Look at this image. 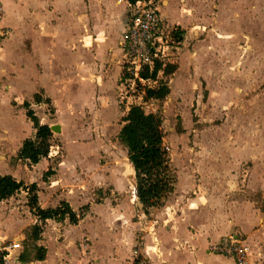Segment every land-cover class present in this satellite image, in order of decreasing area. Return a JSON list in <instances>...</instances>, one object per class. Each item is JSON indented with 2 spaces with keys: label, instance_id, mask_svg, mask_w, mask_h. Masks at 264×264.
<instances>
[{
  "label": "rangeland",
  "instance_id": "obj_1",
  "mask_svg": "<svg viewBox=\"0 0 264 264\" xmlns=\"http://www.w3.org/2000/svg\"><path fill=\"white\" fill-rule=\"evenodd\" d=\"M1 1L6 10L1 24L7 26L9 33L5 38H0V163L12 169L3 166L0 173L13 172L12 175L25 184L31 181H35L37 185L43 184L42 173L53 167L65 153L68 157L80 154L82 159H76V163L72 165V169L76 171L75 180H71V172L66 170L61 181L64 185L61 188L70 189L72 194L75 184L67 185V181L75 183L77 180L76 186L79 185L83 189L89 177L102 178L116 170L121 176L125 171L130 173L131 167L125 150L118 141L117 133L122 123L121 117L131 105L138 104L144 110L160 116L167 152L170 159L172 157L171 168L180 164L177 156L181 154L182 157L190 153L202 157L205 155L200 153L207 152L224 155L225 158L221 157L219 162L237 173L235 179L239 185L236 191L240 194L242 192L243 200L252 201L261 213L264 212V0H164V2L160 0L163 4L159 5V9L166 12L168 30L171 32L172 28L183 32L181 40L171 35L168 38L170 50L166 51L164 61L177 64L178 67V61L183 59L187 62L183 66V75L185 74L191 89L187 100L175 97L174 103L170 101L171 103L167 105L164 101L171 94L170 73L159 71L155 78L142 85L141 81L124 67V52L119 46V40L122 39L121 27L124 24L121 19L128 15L126 3L125 11L116 12L117 0H102L103 3L92 6L88 4V0H84L85 7L73 14L71 6L77 8L78 3L76 0H70L72 4L66 6L63 4L61 8L66 12L64 13L66 19L74 18V21L67 22L49 12L51 6L46 0ZM108 5L109 7H106ZM121 6H124L123 2L120 3ZM95 12L99 15L95 16ZM99 18L104 20L101 21ZM76 24L81 26L86 36L83 47L80 43L77 45L74 43V47L83 50L80 56L92 60L94 54L98 52L95 45L96 34H100L98 36L100 40L101 34H104L109 46L103 49V54L110 55L114 63L116 61V68L112 67L113 72L118 70L114 73L116 75L112 76L109 73L107 77V64L106 68H103L105 73L97 70L91 72L89 64L85 71L82 66V70L79 71L70 70L68 66L58 73L54 70L55 76L45 71L46 65L48 70L53 69L55 56L52 48L49 50V56L45 53L48 47L46 43H51V39L56 38L57 29L60 27L69 28L71 31ZM99 24L104 26V31H97ZM107 29L113 30L114 38L109 37V33L106 35ZM94 30L98 33L95 34ZM74 31L77 32L78 29ZM87 38L92 43L87 44ZM197 39L199 41L222 39L230 44L231 51L236 48L231 45V41L236 40L234 46L236 44L237 51L234 54L237 63L229 66L230 75L232 73L233 75L225 88L212 83L211 89L207 91L213 74L207 65V58L204 62L199 61L193 65L189 61L192 57L183 54L192 52L191 46ZM175 40L178 41L177 44ZM185 41L190 43L191 48ZM177 45L183 47V50L175 49ZM66 48L57 40L56 54L59 60L55 63L57 66L63 63L70 65L72 60H79L76 52ZM69 54H72L70 59ZM211 55L213 56V53ZM188 64L192 66V70ZM64 69H69L68 73H64ZM124 70L128 74L126 77L123 76ZM100 76L105 77L97 83ZM159 87L168 88L170 92L159 95L157 94ZM81 89L86 93L78 94L77 98L81 101L76 105V109H73L68 102L76 104L74 95ZM99 89L107 92L104 101L100 100L102 96L101 98L98 96L102 92H98V95L94 93V90ZM35 93L42 99L47 95L52 99L55 97L57 104L55 101H51V104L44 101L35 103L33 98ZM177 100L182 103L175 104ZM25 101L30 104L29 107L34 110L41 122L49 125L58 124L57 130L52 132L50 141L52 145L50 158L53 159V164L44 165V161L37 167L36 164H29L26 160L16 157L17 146L22 144L25 138L33 137L35 132L31 120L25 114L27 109ZM203 101L207 105L202 103ZM256 149L259 151L254 156L253 151ZM235 153L240 156L232 158ZM192 162H195V159ZM233 162L236 165H233ZM81 176L83 179H80ZM130 184L131 182L128 184L130 191H127L129 206L126 210L129 216L125 226H129L134 217L140 218L143 212L133 199L134 194L131 193L133 186ZM99 185V183L93 185L97 193L95 198L98 199L110 193L109 182L100 188ZM179 188L183 189V185H179ZM111 203L114 205L116 200L113 199ZM73 204L76 206V202ZM110 207V203L104 207L105 216L102 217L104 224L108 218L114 219L109 211ZM87 210L88 208L82 210L78 208L76 212L81 214ZM98 210L97 207L95 211ZM34 223L40 224L41 227L38 243L47 245L45 240L48 238L46 235L49 232V225L30 212L24 190H18L6 199L0 200L1 227L23 238L25 250L30 253L33 260L34 251L26 246L33 241L29 233ZM75 231L78 233V229ZM51 232H54L51 235L54 236L55 246H58L61 237L56 229L51 228ZM241 232L246 234L244 231ZM78 243L77 241L76 244L80 247ZM50 254L56 256L57 252L50 251ZM49 256L46 249V257ZM88 258V261L85 260L82 264L94 263L91 256Z\"/></svg>",
  "mask_w": 264,
  "mask_h": 264
},
{
  "label": "crops",
  "instance_id": "obj_2",
  "mask_svg": "<svg viewBox=\"0 0 264 264\" xmlns=\"http://www.w3.org/2000/svg\"><path fill=\"white\" fill-rule=\"evenodd\" d=\"M46 1L51 6L49 12L53 16H59L61 19L63 18V21L66 20L67 22L74 21V18L66 19L64 14L66 12L61 10L63 4L66 6L69 3L72 4V1ZM81 1H75L78 3L77 8H72L71 6V13L74 14L76 11H81L82 8L85 7L84 0ZM101 1L102 0H88V4L91 6L97 5L103 3V1ZM0 2L2 3L4 10L3 17L0 20L1 24L6 15V10L3 2L1 0ZM121 2L124 4L123 7H120ZM125 3L127 5L126 0H117L115 11H125ZM104 4L106 5L107 2L105 1ZM161 4H163L162 1ZM106 7H109V5ZM77 14L78 13H76V15ZM96 15L99 14L95 12V16ZM99 20H101V18H99ZM102 20H104V18ZM121 20L124 23L121 30H124L127 22L126 16ZM1 25L6 29V35H8L9 30L7 26L3 24ZM69 25L70 24H68V26ZM76 29L81 32L77 34L78 31H74ZM57 31L58 35L56 38L51 39V43H46V47H48L45 49V53L49 56L48 53L50 48L54 49L55 53L53 58V69L50 68L48 70V66L46 65L45 71L47 73L55 76L54 70L58 73L59 70L67 68L66 66L74 71L82 70V66L83 71H85L88 67L87 64H89L91 72L97 70V72L105 73L107 71V77H109L110 74L112 76L116 75L114 73H117L118 70L113 72L112 68H116V61L114 63L110 55L104 56L103 54V49L109 46V41H106L108 40L107 38L104 39V34H101L102 36L100 40L98 37L100 34H96L98 32L94 30L96 34L95 45L98 52L94 54L95 57L90 56L92 57L91 60V58L84 59V57L80 56V54L82 55L83 50L74 47V43L76 45L77 43H80L81 47L85 44L86 36L80 25H77L71 31H69V28L66 29L64 27H60ZM97 31H104V26L99 24ZM108 33L109 37L114 38V32L112 29H107L106 35ZM69 34L70 37L67 38ZM5 36L3 38H5ZM89 39H86L87 44L88 42L92 43ZM57 40L61 41L64 47H67L66 49L76 52L79 60H72L74 63L71 61L70 65L63 63L57 66L55 64L59 61L57 60L58 57L56 54ZM104 40L105 42H103ZM120 41L121 39L119 40V46L122 47ZM235 42L236 40L231 41V45L236 47L231 51L230 44L224 42L222 39H206L202 41L197 39L191 46L193 50L190 54L183 52L185 56L192 57L189 61L193 65L199 61L204 62V59L207 58V65L212 69L213 73L209 80L211 82L207 85V91L211 89L212 83L218 84V86L221 85V88H225V85L229 84V81L231 80L230 77L233 75V73L230 75L231 70L229 69V66L230 64L234 65L237 63L235 62L237 61L236 54H234L237 51L236 44L234 46ZM185 43L187 42L185 41ZM187 46L191 48L190 43H187ZM33 49H35V45ZM175 49L183 50V47L177 45L175 46ZM171 53H173L172 50ZM212 53L213 56L211 55ZM70 57H72V54H69V59ZM84 62H86V67H84ZM106 64L108 68L104 72L103 68H106ZM178 64L179 67L177 65V68L171 72V75L169 76L171 82L169 85L171 88V94L167 96L164 101L166 105L171 103L170 101L174 103L175 97L186 98L187 100V95L189 96L191 93L189 91L190 87L188 86L185 74L183 75V66L186 65L187 62L182 59L178 61ZM187 66L191 67V70L193 69L191 65L188 64ZM69 69H64V73H68L67 71ZM190 76H192L191 73ZM102 77L105 76L98 77L97 83H99V80H101ZM42 79L44 81V78ZM82 90L83 89L74 95L76 104L73 103V105L72 102H68L73 109H76V105L81 101L77 98V96H79L78 94L81 92L82 94L86 93ZM98 92H102L101 95H98ZM94 93L100 98L102 96V99L100 100L104 101L105 93L107 92L103 89H99L94 90ZM206 94H208V92H206ZM51 95L53 96V92ZM47 97H49L51 101H55L54 103L57 104V99L55 97H53V99L50 95H47ZM66 102L67 101H65V103ZM181 103L180 100H177L175 104L178 105ZM202 103H204V101ZM204 104L207 105L206 102ZM51 138L52 137H50V141ZM20 146L21 144L17 146V150ZM50 148H52V145H50ZM50 152L51 150H49V153L46 156H42L40 160L35 163L37 167L40 163H44V161V165L52 163L53 159L50 158ZM200 155L205 156L196 157L192 153H190V155L185 154L183 157L182 154L177 156L179 157L180 164L178 166H172L175 173L173 193L165 197L162 206L152 207L147 214L141 208L143 212H141L140 218L136 219V217L133 216V221L130 222L129 226H125L124 224L127 222L129 216L126 212L129 206L127 191H130L128 185L130 181L127 179L128 177H126L125 173L121 176L116 170L113 173L104 175L102 178H99L98 176L92 178L89 177L85 181L87 185L82 189L79 185L76 186L77 180L75 183L71 182V180H75L76 175V171L72 169V165L76 163V159H82V155L74 154V157H68L65 153V155L57 160V163L53 167L47 168L51 170V173L46 176L47 179H43V174L47 169L42 173L41 178L43 184H38V203L41 207L56 206L63 200L68 202L71 208L75 211L83 205H87L88 210L79 218L77 223H71L67 217L62 221H56L53 218L45 219L44 221L49 225V232L46 235L48 238L45 240L48 244L44 246L43 244H39L38 241L32 244V246L40 245L45 248L44 258L41 260H33L30 253L25 250L24 245L21 253L22 260L26 261V264H82L85 260L88 261V257L91 256L94 260L93 264H138L140 262H143V264H235L232 260L216 255L209 250L210 244L221 240L224 236L230 233H233L242 236L244 241L249 245L252 259L251 264H264V212L261 213L252 201L243 200L242 192L240 194L236 191L239 185L237 179H235L237 173H234L232 169L219 162L221 157L225 158L224 155H219L217 152H207V154L200 153ZM125 156L127 157L126 152ZM168 156L172 165V157L170 159L169 153ZM239 156L240 154L235 153L232 155V158H238ZM18 159L23 160L21 158ZM194 159L195 162H192ZM216 159H218V161H216ZM128 162L131 165L129 160ZM233 165H236L235 162H233ZM3 166L5 167L3 163H0V168ZM5 168L12 169L10 167ZM86 168L89 169L88 167ZM178 169L179 171H176ZM66 170L71 172V180L70 182L67 181V185L74 186L75 184L73 194L70 189L65 190L64 188H61L64 187L61 181L63 179L62 177L65 176L63 173L66 172ZM80 179H83V177L81 176ZM108 182L110 193L104 194L100 199L95 198L97 193L95 188H93V185L99 183L100 185L98 187L100 188L105 186L104 184H108ZM179 185H183V189H180ZM132 192L133 190L131 193ZM113 199L116 200L114 205L111 203ZM133 199L138 205L139 201L137 195H133ZM73 202H76V206ZM107 203L111 204V210L109 209V211L112 213L111 216H114V219L111 220L108 218V220H106V225L103 223L102 217L104 218L105 216L103 215L105 214L104 207L107 206ZM97 207L99 210L95 211ZM143 213L144 216L142 215ZM51 228L56 229L59 237H61L58 246H55L54 236L51 235L54 234L55 230L54 232H51ZM76 229H78V233H76ZM241 231L246 232V234H242ZM12 236L14 237L15 235L6 231L0 225V241L11 238ZM77 241L79 242L78 245H80V247L77 246ZM46 249L47 255H50L49 257H46ZM50 251H56L57 255H51Z\"/></svg>",
  "mask_w": 264,
  "mask_h": 264
},
{
  "label": "trees",
  "instance_id": "obj_3",
  "mask_svg": "<svg viewBox=\"0 0 264 264\" xmlns=\"http://www.w3.org/2000/svg\"><path fill=\"white\" fill-rule=\"evenodd\" d=\"M133 3L136 0H126ZM176 39H182V31L176 30ZM177 68V64L155 59L151 74L146 66L141 75L143 77L155 78L158 71L171 73ZM123 76H128L124 70ZM168 88L159 87L157 94H168ZM34 102L42 101L51 104L49 97L41 98L37 93L33 95ZM26 116L31 120L35 129L31 138H25L17 150L16 157L26 160L29 164L37 163L42 156H46L50 150V137L52 130L46 122L41 123L30 104L25 101ZM121 126L117 133L118 141L126 152L136 177V195L142 204L143 211L147 214L152 207L162 206L164 199L174 191L175 173L170 165V160L165 145V134L161 127L160 116L154 112L146 111L138 104L131 105L121 117ZM51 173L47 169L43 174V179ZM24 190L27 196V203L30 211L39 219L45 220L53 218L62 221L66 217L71 223H77L85 212L79 214L71 208L68 202L60 201L56 206L41 207L38 203L39 186L35 182L25 184L17 180L11 174H0V199L13 195L18 190ZM88 208L87 205L80 206L79 209ZM41 232L40 224L34 223L29 233L33 239L26 247L34 250L35 259H43L45 248L40 245L32 246L39 239Z\"/></svg>",
  "mask_w": 264,
  "mask_h": 264
},
{
  "label": "built area",
  "instance_id": "obj_4",
  "mask_svg": "<svg viewBox=\"0 0 264 264\" xmlns=\"http://www.w3.org/2000/svg\"><path fill=\"white\" fill-rule=\"evenodd\" d=\"M159 5H161L160 0H136L133 3H127V22L120 41L124 52V67L130 74L137 77L142 85H146V81L153 79L143 77L142 70L148 66L149 74H151L154 60H165L170 50L168 38L170 35L174 37L173 31H176L172 28L171 32L168 30L169 24L166 16L164 18L165 11H161ZM3 13L0 2V20ZM6 34V29L0 24V38ZM175 42L178 43L176 40ZM22 240V237L14 236L0 241V264L27 263L21 258L24 246ZM209 250L232 260L235 264H251L250 247L238 234L230 233L224 236L221 240L210 244Z\"/></svg>",
  "mask_w": 264,
  "mask_h": 264
},
{
  "label": "water",
  "instance_id": "obj_5",
  "mask_svg": "<svg viewBox=\"0 0 264 264\" xmlns=\"http://www.w3.org/2000/svg\"><path fill=\"white\" fill-rule=\"evenodd\" d=\"M41 123H44V122L42 121ZM50 128H51L52 131L53 130H57L58 124L50 125ZM129 175L130 176H128V178H129V181L131 182V184L133 186V193L136 196V189H135V187H136V177H135L133 168H132V173H130ZM138 206L140 208H142V204L140 202H138ZM142 215L144 216V213Z\"/></svg>",
  "mask_w": 264,
  "mask_h": 264
},
{
  "label": "bare ground",
  "instance_id": "obj_6",
  "mask_svg": "<svg viewBox=\"0 0 264 264\" xmlns=\"http://www.w3.org/2000/svg\"><path fill=\"white\" fill-rule=\"evenodd\" d=\"M258 151H259L258 149L254 150V151H253V155L256 156V155L258 154ZM130 167H131V171H130V173H132V166L130 165ZM130 173L127 172V171H125V174H127V175H129Z\"/></svg>",
  "mask_w": 264,
  "mask_h": 264
}]
</instances>
